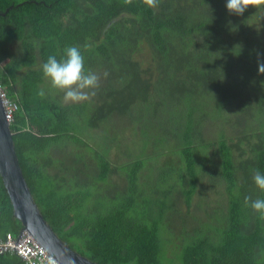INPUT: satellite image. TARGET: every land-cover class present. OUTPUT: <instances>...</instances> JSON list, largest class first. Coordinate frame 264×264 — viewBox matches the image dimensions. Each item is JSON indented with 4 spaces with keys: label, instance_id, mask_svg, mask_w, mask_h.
Wrapping results in <instances>:
<instances>
[{
    "label": "trees",
    "instance_id": "1",
    "mask_svg": "<svg viewBox=\"0 0 264 264\" xmlns=\"http://www.w3.org/2000/svg\"><path fill=\"white\" fill-rule=\"evenodd\" d=\"M173 1L159 0L154 10L145 0H46L45 5L27 0L24 6L0 15V80L9 97L21 105L12 130L25 177L55 233L71 249L99 264H160L168 245L170 251L174 247L182 249V264H264V239L258 244L256 238L246 241L239 236L242 220L252 235L264 237V219L250 204L240 210L245 197L264 199V191L245 187V179L237 182L243 188H228L229 173L238 166L237 160L244 166L236 169V176L240 172L242 178L251 162L264 173V121L254 118L255 106L251 107V95L258 94L256 106L264 115V74L257 71L264 63V38L255 35L256 31L264 33V17L260 14H264V3L238 18L229 13L223 0H185L179 13L172 9ZM7 2L0 4V13L18 4ZM11 21L20 25L13 29L8 26ZM252 22L258 26H251ZM17 33L27 38L25 52L18 58L11 56V62L3 66ZM143 45L150 62L138 59ZM69 46L78 47L86 71L100 77L95 90H100L96 101L100 106L95 104L96 94L87 101L70 104L62 101L63 92L57 98L49 93L51 83L43 75L42 64L52 55L62 59ZM162 84L187 104L185 109L177 107L167 124L170 130L180 129L176 135L185 138L171 141L167 148L173 152L184 146L185 167L180 160L177 168H168L151 183L157 190L150 193L140 186L145 192L139 189L140 193L135 191L134 176L144 165L142 160L112 165L104 153L74 132L79 121L89 117L86 114L92 116L88 126L98 129L116 114L147 106ZM41 89L45 91L43 97L38 94ZM104 90L106 94L101 96ZM205 91L215 97L216 111L244 107L234 116L239 120L233 130L236 145L220 150L217 142L204 139L200 133L193 103ZM87 102L91 111H86ZM140 117L134 124L136 132ZM139 127V132L145 128ZM166 130L161 128L158 143L167 139ZM142 135L147 133L142 131ZM223 138L220 140L228 142ZM69 141L73 158L67 160L64 156L69 147L65 144ZM192 146H197L193 153ZM80 151L91 154V184L83 180L89 164ZM56 153L59 158H54ZM212 157L219 160L213 164ZM198 161L203 167L211 165L213 171L198 175ZM218 168L221 173L217 184L227 183L224 195L228 207L219 211L220 220H215L216 213H209L202 204H218L219 200H211L217 194L202 195V187L213 185ZM171 210L183 223L166 216ZM247 220L257 224L251 227ZM173 224L180 228V238L161 245L160 229ZM199 225L211 227L216 235H202L209 232ZM22 229L0 175V233L18 236ZM20 261L16 255H0V264H22Z\"/></svg>",
    "mask_w": 264,
    "mask_h": 264
},
{
    "label": "rangeland",
    "instance_id": "2",
    "mask_svg": "<svg viewBox=\"0 0 264 264\" xmlns=\"http://www.w3.org/2000/svg\"><path fill=\"white\" fill-rule=\"evenodd\" d=\"M15 2L21 4L24 3L27 0H14ZM166 1V0H163ZM185 3V0H174L172 9L174 12L179 13L180 7H183V4ZM223 3H227V0H223ZM159 9V7H157ZM254 8V6H250L248 9ZM155 10L156 8L153 7ZM201 9V6L197 7V11ZM247 9V10H248ZM262 11V10H261ZM263 17L264 14L260 13ZM238 18L242 15H237ZM236 23V22H234ZM232 23V24H234ZM253 27H257V22H252L250 24ZM232 32H236L237 30L231 29ZM199 37H202L200 34H197ZM207 35V34H204ZM256 36L259 38H264V33H259L256 31ZM227 42H231L228 38L225 39ZM197 42V41H196ZM144 47V45L142 46ZM189 50V47H188ZM178 53H175L177 55ZM138 59L145 62H150L151 58L148 53V50L146 47H144L140 53H139ZM221 59V58H218ZM221 66V65H220ZM222 71V68H219V72ZM257 71H259V68H257ZM172 81L176 82L178 84L177 80L171 78ZM164 84V83H163ZM163 84L157 88L156 93L153 98H151L148 101L147 106H136L134 109L131 107L132 110L122 113V114H116L112 116L109 120L102 122L99 126V128L92 129L90 126H88L87 120H90L92 118L91 114H86V116H89L88 118H85L84 120L79 121L78 128L75 130L74 134L78 137H80L82 140H85L89 145H91L96 151L104 153L105 157L110 161L112 165L115 166H123V165H129L130 162H134L137 160H142L144 165L140 168L138 174L134 176L135 179V186L137 188L135 189L136 192L140 189V186L143 190L146 192H152L153 190H157L155 186H152L151 183L154 182V180L158 179L160 174L163 171H166L168 168H177V165H179V162H183L182 168L185 167L184 162H186V158L183 157V148L184 146L175 149L173 152L167 151V148L172 142L181 141L182 139L185 140V138L180 137L176 135L180 129L175 128L174 130H170V126L168 124V121L170 119L171 114L175 111L177 107L181 109H185L187 104L182 99L180 95H178L176 92H170L168 89L163 88ZM99 93V94H98ZM96 92V98H95V104L96 106H100L99 102H96L99 99L100 90L99 92ZM106 94V91L104 90L101 92V96H104ZM252 106L254 118L258 121H264V115L260 112L259 108L256 106L257 100H258V94L256 96H252ZM215 97L209 94L207 91L201 92L200 95L196 98L194 111L196 114V121L199 122L201 126L202 136L204 139L212 142H217V147H220V150L225 149L227 146H234L237 144L238 140L235 136L236 132H233L235 124L239 121H236L235 114L237 111L240 113L243 112V108H237L230 107L228 109H220L218 111L215 110L214 102ZM160 101L161 104L159 105L157 102ZM240 101V100H239ZM81 103V102H80ZM88 103V102H87ZM157 103V105H156ZM89 104V103H88ZM251 104V103H250ZM91 107L89 104V107L86 108V111H91ZM141 115V117H140ZM94 117V116H93ZM140 117V124L136 126V131H134V124L136 123V119ZM184 117V115H183ZM182 117V118H183ZM180 120V118H179ZM141 127L140 132L138 129ZM165 127L167 128V132L169 134H165L164 138H167L163 141V144L158 143L157 136L161 132V128ZM134 131V132H133ZM142 131L147 133V136L142 135ZM227 132L225 134H221V132ZM134 133V135H129L130 133ZM136 134V135H135ZM257 135V134H255ZM174 137L172 140L171 137ZM224 137L223 139H227L228 142L224 140H220L221 137ZM147 141V142H145ZM71 141L65 146H68V152L64 156V159H72L73 155L71 154ZM199 146V145H198ZM197 146H192L190 148V151L193 153L194 148ZM199 149V148H198ZM242 147L239 146L238 150L242 151ZM83 150V149H81ZM236 149V152H238ZM84 154V156H87L86 162L89 164V166L86 169V178H84V182L86 184H91L92 182V175H91V159L92 157H89L91 154H88L87 152L80 151ZM156 156V157H155ZM196 158L199 157L200 160H202V156L195 154ZM60 156L56 153L54 155V158H59ZM135 159V160H134ZM219 158L216 157L213 159V164L215 161H218ZM238 166L235 167L229 174V187L234 188H243V180L245 179L246 185H249L252 187L255 182L253 180V172L255 170H259V166H255V163H250L247 167V169L244 171L243 176L241 178V173L238 172V175L236 176L235 172L237 168H240L244 166L243 163H241L239 160ZM231 162L234 163V159H231ZM215 169V168H214ZM85 171V169H83ZM195 170L198 175H201L203 173H208L213 171V167L211 165H207V167H203L201 165V162L198 161L196 163ZM189 173L190 170H187ZM217 176L216 178H213V185L210 183L207 184V186L202 187V195H212L210 197L214 196V193L217 194L215 197H213L212 201H218V204H212L209 205L206 201L202 204L203 208H209V213L214 214L216 213L215 220H220V213L219 211L225 209L228 207L227 205V197L224 195L227 191V183H222L220 186L217 184L218 180V174L221 173V169H216ZM216 175V174H215ZM238 177V178H237ZM241 179V180H238ZM242 182V183H237ZM220 184V183H219ZM116 190L118 187H112ZM141 190V189H140ZM143 190H141L143 193H145ZM242 192H245L246 190H241ZM214 192V193H213ZM141 193V192H140ZM222 193V194H221ZM260 192L256 193V196H258ZM241 197V195H240ZM127 201V200H124ZM128 202V201H127ZM246 204H243L240 206L241 212L245 209ZM176 210L180 211L179 206H176ZM167 217L173 219L174 221H178L177 224L183 223L182 220H180L176 213H173L172 210L167 212ZM241 222V229L239 236L241 239L246 241H253V238L255 239V242L262 241L264 239L263 235L257 236L252 235L253 233L247 229V227L243 226L242 220ZM248 224L253 227L256 223L255 220H247ZM198 228L201 230H205L209 232L208 234H202V235H210L211 238L215 236L216 233L211 227L206 225H199ZM180 228L177 227L176 224L173 225H167L165 227H162L159 232V236L162 239V243L168 242L169 240H172L174 238H180ZM160 264H182V249L179 247H174L171 249L165 246V252H163L160 256Z\"/></svg>",
    "mask_w": 264,
    "mask_h": 264
},
{
    "label": "water",
    "instance_id": "3",
    "mask_svg": "<svg viewBox=\"0 0 264 264\" xmlns=\"http://www.w3.org/2000/svg\"><path fill=\"white\" fill-rule=\"evenodd\" d=\"M0 13L5 16L8 12ZM0 175L14 207L15 216L23 223V230L36 239L62 264H99L70 248L45 220L22 168L12 124L0 95Z\"/></svg>",
    "mask_w": 264,
    "mask_h": 264
},
{
    "label": "clouds",
    "instance_id": "4",
    "mask_svg": "<svg viewBox=\"0 0 264 264\" xmlns=\"http://www.w3.org/2000/svg\"><path fill=\"white\" fill-rule=\"evenodd\" d=\"M128 2L131 3V0H128ZM145 2L150 7H156L159 0H145ZM261 3H264V0H227L226 7L230 14L243 15L250 6ZM64 51L65 56L60 60L55 55L48 57L47 61L42 64L43 75L50 81L52 88L63 92L65 103L87 101L95 96V90L98 89L100 84V77L90 70L86 71L85 58L78 47L69 46ZM259 72L264 74V63L259 65ZM105 76H107V73H105ZM38 94L43 97L45 91L41 89ZM253 180L257 187L264 191V173L255 170ZM245 204H250V207L260 215V218L264 219V199L252 200L251 197H245ZM23 231L25 230L22 229L20 234Z\"/></svg>",
    "mask_w": 264,
    "mask_h": 264
},
{
    "label": "built area",
    "instance_id": "5",
    "mask_svg": "<svg viewBox=\"0 0 264 264\" xmlns=\"http://www.w3.org/2000/svg\"><path fill=\"white\" fill-rule=\"evenodd\" d=\"M0 95L6 109V117L13 124L20 111V104L9 97L1 80ZM8 254L16 255L25 264H62L28 230L23 231L18 237L12 233L0 237V255Z\"/></svg>",
    "mask_w": 264,
    "mask_h": 264
},
{
    "label": "crops",
    "instance_id": "6",
    "mask_svg": "<svg viewBox=\"0 0 264 264\" xmlns=\"http://www.w3.org/2000/svg\"><path fill=\"white\" fill-rule=\"evenodd\" d=\"M6 1H8L7 2V4H11L10 2H9V0H6ZM11 1H14V0H11ZM4 2H5V0H0V4H4ZM15 2V1H14ZM35 2V4H37V3H40V5H45L46 4V0H33V3ZM17 3V2H16ZM26 4V1L24 2V3H21V4H13V5H11L9 8H7V10H13V9H15V8H19V7H21V6H24ZM6 10V11H7ZM5 13V12H4ZM2 14V13H1ZM18 25H20L19 23H15L14 21H11L10 22V25H8V26H11L13 29H16L17 27H18ZM29 28V27H28ZM25 40H27V38L24 36V35H19L18 33H17V37L16 38H14V39H12L11 40V51H10V56H8L4 61H2V63H1V65H6V64H8V63H10L11 62V56H14L15 58H18L21 54H23L24 52H25V50H24V48H25V46H26V42H25ZM49 93L53 96V97H55V98H57V97H61L60 95L62 94V92H60L59 90H57V89H54V88H52V86H51V91H49ZM63 101V100H62ZM70 104H73V103H70ZM0 237H3L2 235H1V233H0ZM20 259V258H19ZM21 260V259H20ZM22 261V260H21ZM20 261V263H22V264H24L23 263V261L21 262ZM16 264H18V263H16Z\"/></svg>",
    "mask_w": 264,
    "mask_h": 264
},
{
    "label": "flooded vegetation",
    "instance_id": "7",
    "mask_svg": "<svg viewBox=\"0 0 264 264\" xmlns=\"http://www.w3.org/2000/svg\"><path fill=\"white\" fill-rule=\"evenodd\" d=\"M216 162V161H215ZM254 187H257L256 184H254L252 187H250V190L253 189ZM258 188V187H257Z\"/></svg>",
    "mask_w": 264,
    "mask_h": 264
}]
</instances>
